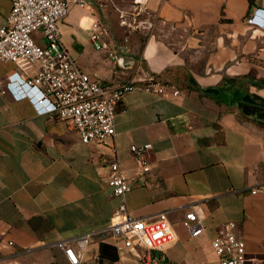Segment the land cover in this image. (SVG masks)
I'll return each instance as SVG.
<instances>
[{"label": "crops", "instance_id": "obj_1", "mask_svg": "<svg viewBox=\"0 0 264 264\" xmlns=\"http://www.w3.org/2000/svg\"><path fill=\"white\" fill-rule=\"evenodd\" d=\"M85 3L71 0L61 29L86 72L110 86L156 74L179 94L128 93L117 105L115 136L87 144L68 123L17 99L8 87L17 66L0 60V264H69L54 245L59 240L80 251V264H132L134 254L119 253L108 230L119 204L105 179L115 149L135 181L128 212L169 211L173 264H220L211 241L227 221L236 223L251 263L264 264V118L239 106L246 96L264 105V0ZM11 7L12 0H0V27ZM123 13L131 24L122 23ZM139 21L149 24L135 27ZM95 22L107 47L100 51L90 40ZM146 143L152 148L143 170L130 148ZM193 205L205 214L197 237L182 225ZM90 231L80 249L78 237Z\"/></svg>", "mask_w": 264, "mask_h": 264}, {"label": "built area", "instance_id": "obj_2", "mask_svg": "<svg viewBox=\"0 0 264 264\" xmlns=\"http://www.w3.org/2000/svg\"><path fill=\"white\" fill-rule=\"evenodd\" d=\"M136 2L141 3V0ZM73 3L86 4L85 0H73ZM70 8L71 0H12L7 24L0 27V60L14 62L21 71L16 69L9 75L8 87L17 99L29 98L40 113L68 123L88 144L115 136L117 105L128 93L142 89L163 96L170 92L174 96L179 94L176 85L156 74L142 72L139 78L110 86L103 84L97 75L86 72L62 39L61 23ZM256 15L249 18L250 23H255ZM122 23L131 24L128 14H122ZM148 24L139 21L134 26L147 27ZM91 29L90 40L96 50L107 48L100 24L93 23ZM38 32L41 36L36 40L33 34ZM108 54L116 59L113 51ZM151 148V143L131 146L137 167L147 169L145 159ZM108 168L105 179L119 200L108 230L118 252H132L135 257L132 264H173L168 249L176 241L177 233L169 211L148 217L131 215L126 199L135 181L126 175L117 149ZM204 219L203 210L193 205L185 213L182 225L191 237H197L205 232ZM93 234L90 231L78 237L80 249L89 243ZM211 242L220 264H252L246 242L237 233L234 221L221 225ZM54 245L64 251L69 264H80L81 253L74 245L66 240Z\"/></svg>", "mask_w": 264, "mask_h": 264}, {"label": "trees", "instance_id": "obj_3", "mask_svg": "<svg viewBox=\"0 0 264 264\" xmlns=\"http://www.w3.org/2000/svg\"><path fill=\"white\" fill-rule=\"evenodd\" d=\"M239 106L243 112L244 115H247L251 112L258 113V116L260 118H264V105L257 103L254 98H251L249 96L244 97V99H241ZM107 247L106 244H103L102 249Z\"/></svg>", "mask_w": 264, "mask_h": 264}, {"label": "rangeland", "instance_id": "obj_4", "mask_svg": "<svg viewBox=\"0 0 264 264\" xmlns=\"http://www.w3.org/2000/svg\"><path fill=\"white\" fill-rule=\"evenodd\" d=\"M39 33V32H38ZM66 31H62V35H65ZM33 37L38 40V37L35 35V33L33 34ZM95 52V48L93 47V45H88L85 49V56L88 57H92V54ZM79 64V63H78Z\"/></svg>", "mask_w": 264, "mask_h": 264}]
</instances>
